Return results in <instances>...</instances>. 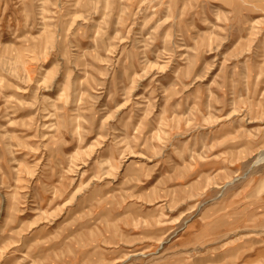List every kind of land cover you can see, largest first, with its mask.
Returning a JSON list of instances; mask_svg holds the SVG:
<instances>
[{"label": "rangeland", "instance_id": "374dc122", "mask_svg": "<svg viewBox=\"0 0 264 264\" xmlns=\"http://www.w3.org/2000/svg\"><path fill=\"white\" fill-rule=\"evenodd\" d=\"M0 264H264V0H0Z\"/></svg>", "mask_w": 264, "mask_h": 264}]
</instances>
